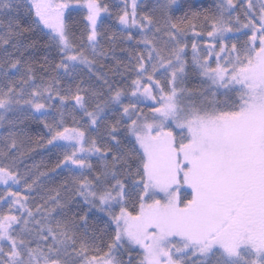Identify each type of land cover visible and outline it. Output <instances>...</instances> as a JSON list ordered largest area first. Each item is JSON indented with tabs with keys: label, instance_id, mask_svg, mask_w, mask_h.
<instances>
[{
	"label": "snow or ice",
	"instance_id": "snow-or-ice-1",
	"mask_svg": "<svg viewBox=\"0 0 264 264\" xmlns=\"http://www.w3.org/2000/svg\"><path fill=\"white\" fill-rule=\"evenodd\" d=\"M0 264H264V0H0Z\"/></svg>",
	"mask_w": 264,
	"mask_h": 264
},
{
	"label": "trees",
	"instance_id": "trees-1",
	"mask_svg": "<svg viewBox=\"0 0 264 264\" xmlns=\"http://www.w3.org/2000/svg\"><path fill=\"white\" fill-rule=\"evenodd\" d=\"M213 2V0H195V3L197 4V7H207L209 5H211ZM33 127H35L33 125ZM41 159H43L44 161H47L48 160V155L45 153L43 155V157L41 156H36V161L39 162Z\"/></svg>",
	"mask_w": 264,
	"mask_h": 264
}]
</instances>
